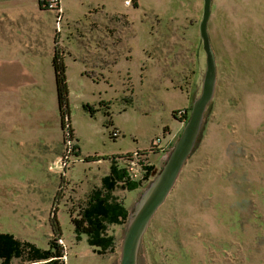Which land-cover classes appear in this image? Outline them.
<instances>
[{
    "label": "rangeland",
    "instance_id": "obj_1",
    "mask_svg": "<svg viewBox=\"0 0 264 264\" xmlns=\"http://www.w3.org/2000/svg\"><path fill=\"white\" fill-rule=\"evenodd\" d=\"M142 2L144 6L137 8L115 0L134 22L117 80L109 86L88 80L84 84L75 74L70 77L75 142L62 145L57 91L50 81L45 79L38 91H0V229L47 248L57 194L65 264H119L128 220L110 227L116 237L114 248L98 254L85 238L76 240L70 212L78 211L92 188L101 184L110 157L142 151V162L154 166L149 180L140 181L136 175L137 188L115 191L131 214L185 123L167 140L169 152L153 148L157 138L164 140L165 125L179 126L172 111L185 102L180 92L167 90L171 83L163 78V65L157 66L154 47L168 25L158 26L157 16L163 23L165 17L181 13L184 0ZM218 7L224 10L225 22ZM201 18L202 14L198 25L191 27L197 30L191 38L198 44L202 70L198 79L190 76L194 94L190 106L202 91L206 69ZM208 26L217 64L216 92L193 153L144 234L138 264H264V0H213ZM86 104L94 108L92 114ZM6 115L22 118L18 131L5 129L1 117ZM41 119L57 150L63 148L53 162L31 145L42 134ZM115 129L119 136L112 135ZM29 198L31 203L26 202ZM19 262L14 259L12 264Z\"/></svg>",
    "mask_w": 264,
    "mask_h": 264
},
{
    "label": "crops",
    "instance_id": "obj_2",
    "mask_svg": "<svg viewBox=\"0 0 264 264\" xmlns=\"http://www.w3.org/2000/svg\"><path fill=\"white\" fill-rule=\"evenodd\" d=\"M133 3L137 8L144 6L142 0H133ZM203 4L204 0H184L181 13L165 17L163 23L157 16L158 26L168 24L158 35L154 47L155 58L159 60L157 66L163 65V78L171 83L167 90L180 92L185 99L176 110L189 109L194 96L192 79H189L192 74L198 79L202 70L198 44L191 38V33L197 30L191 27L198 25ZM62 7L65 18L58 32L55 12L43 8L40 0H0V91L42 90L45 79L56 87L53 58L57 51L63 54L69 86L74 74L84 84L88 80L96 85L111 86L117 80L119 61L126 51L129 52L134 35V22L119 10L115 0H62ZM217 10L223 13L222 21L225 22L224 10L219 7ZM16 106L17 103L15 111ZM1 120L5 129L16 132L19 129L16 124L20 125L22 118L6 115ZM177 122L179 126L163 127L164 143L181 130L182 122ZM38 124L43 131L37 142L32 139L31 145L39 149L40 156L50 157L53 162L62 156L63 148L59 152V147L46 135L44 119ZM32 201L29 198L26 202Z\"/></svg>",
    "mask_w": 264,
    "mask_h": 264
},
{
    "label": "trees",
    "instance_id": "obj_3",
    "mask_svg": "<svg viewBox=\"0 0 264 264\" xmlns=\"http://www.w3.org/2000/svg\"><path fill=\"white\" fill-rule=\"evenodd\" d=\"M40 4L45 8L47 2L46 0H40ZM53 66L63 143L65 145L67 140L75 142V132L70 120L67 68L63 54L59 51L54 55ZM100 104H103V102ZM84 108L91 114L94 111V108L89 104L84 105ZM191 109L192 106L188 110H174L172 115L184 123L187 121ZM74 148L79 150L77 142ZM153 148H156V146H153ZM138 153L139 162L144 173L142 180H149L154 166L143 163L141 157L145 154L142 151H138ZM132 157L133 154L130 152L124 156L118 154L110 157V168L108 173L101 178V184L92 188L78 211L70 212V221L74 226L76 240L81 241L85 238L88 245L98 254L107 253L114 248L116 237L109 231L110 227L125 224L128 220L129 211L125 202L115 194V191L119 187L130 190L137 188L136 183L140 185L139 181L129 178L125 168L121 167L124 160ZM57 200L58 196L56 194L49 217L52 237L48 241V247L43 248L32 241L20 239L14 233L0 231V264H12L14 259H19V264H65L66 248L62 243L63 228L58 214Z\"/></svg>",
    "mask_w": 264,
    "mask_h": 264
},
{
    "label": "water",
    "instance_id": "obj_4",
    "mask_svg": "<svg viewBox=\"0 0 264 264\" xmlns=\"http://www.w3.org/2000/svg\"><path fill=\"white\" fill-rule=\"evenodd\" d=\"M212 1L204 0L199 33L206 54L202 91L195 98L187 121L172 147L161 171L142 194L135 210L129 214L119 264H138L142 239L152 219L172 192L186 161L193 153L202 131L205 112L214 98L217 86V64L211 45L209 20Z\"/></svg>",
    "mask_w": 264,
    "mask_h": 264
},
{
    "label": "built area",
    "instance_id": "obj_5",
    "mask_svg": "<svg viewBox=\"0 0 264 264\" xmlns=\"http://www.w3.org/2000/svg\"><path fill=\"white\" fill-rule=\"evenodd\" d=\"M47 4L44 6L46 9L54 11L56 14L55 17V23H56V30L59 32L62 30V24L64 23L65 13L64 9L62 7V0H46ZM127 4H132L133 0H127ZM181 115V113H180ZM114 136H119L120 132L118 130H114L113 132ZM153 146H156L160 149L161 152H169V148L167 146V142H163L161 138H157L156 141H153ZM128 154V153H127ZM126 154V155H127ZM133 157L126 159L122 162L121 166L122 168H125L127 175L132 180L136 179V175L138 180H142L143 178V171H142V165L139 162L138 157V151L135 153H132ZM124 156V155H123Z\"/></svg>",
    "mask_w": 264,
    "mask_h": 264
}]
</instances>
